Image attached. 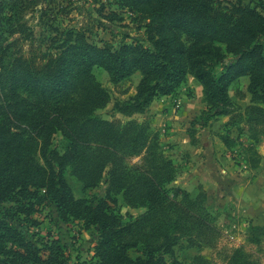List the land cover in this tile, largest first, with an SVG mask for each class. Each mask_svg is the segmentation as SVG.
<instances>
[{"label": "rangeland", "instance_id": "obj_1", "mask_svg": "<svg viewBox=\"0 0 264 264\" xmlns=\"http://www.w3.org/2000/svg\"><path fill=\"white\" fill-rule=\"evenodd\" d=\"M150 16L134 0H0L2 28L19 32L1 68L19 77L29 67L57 70L49 60L77 40L153 50ZM225 56L216 76L237 60ZM186 68L174 96L147 105L138 92L141 72L115 84L103 69L81 68L63 94L65 126L38 135L31 130L34 93L20 88L14 132L42 168L62 171L76 200L130 228L121 254H153L161 264H264V102L252 96L247 75L231 85L221 114ZM2 221L40 250L59 242L70 264L99 260L100 229L62 218L54 204L18 197L0 205Z\"/></svg>", "mask_w": 264, "mask_h": 264}, {"label": "trees", "instance_id": "obj_2", "mask_svg": "<svg viewBox=\"0 0 264 264\" xmlns=\"http://www.w3.org/2000/svg\"><path fill=\"white\" fill-rule=\"evenodd\" d=\"M134 4L138 10L151 13L147 33L153 50L141 43L116 50L77 40L64 48L58 59L49 60V66L58 63L57 70L35 71L29 67L27 74L20 77L16 69L6 74L1 68L8 51L17 45L15 37L19 32L4 30L0 22V205L18 197L51 203L62 218L80 220L87 229L98 227L101 239L97 264L161 263L153 254L137 260L121 254L124 248L119 249L118 243L130 228L99 206L76 200L61 170L47 171L27 154L21 133L14 132L21 124V102L15 101L20 88L34 93L29 107L34 112L31 130L37 135L52 133L54 125L65 126L63 94L81 68L103 69L115 84L141 72L138 92L146 105L174 96L186 80V63L214 109H222L221 114L230 104L229 88L247 75L251 76L252 96L264 102V0H134ZM178 33L192 41L189 49ZM224 52L237 60L216 76V68L226 57ZM9 96L11 103L7 101ZM22 236V232L0 223V264H70L59 242L40 250Z\"/></svg>", "mask_w": 264, "mask_h": 264}]
</instances>
